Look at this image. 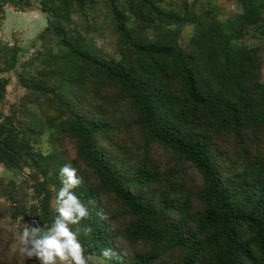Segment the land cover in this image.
<instances>
[{"label":"trees","instance_id":"1","mask_svg":"<svg viewBox=\"0 0 264 264\" xmlns=\"http://www.w3.org/2000/svg\"><path fill=\"white\" fill-rule=\"evenodd\" d=\"M5 4L47 23L0 40V264H40L19 236L53 223L65 164L90 264H264V0Z\"/></svg>","mask_w":264,"mask_h":264},{"label":"clouds","instance_id":"2","mask_svg":"<svg viewBox=\"0 0 264 264\" xmlns=\"http://www.w3.org/2000/svg\"><path fill=\"white\" fill-rule=\"evenodd\" d=\"M59 175L62 187L57 193L58 215L43 232L35 223L24 227L19 236L21 251L26 252L29 258L35 256L40 264H58V261L65 264H90L77 238L78 234L69 226L89 215L88 207L72 191L81 184V179L77 169L67 164L60 168ZM103 255L109 256L110 249H104Z\"/></svg>","mask_w":264,"mask_h":264},{"label":"crops","instance_id":"3","mask_svg":"<svg viewBox=\"0 0 264 264\" xmlns=\"http://www.w3.org/2000/svg\"><path fill=\"white\" fill-rule=\"evenodd\" d=\"M2 9L4 14H0L1 41L17 42L21 47H27L47 23L45 14L34 5L26 11H17L8 4L3 5ZM17 22L24 23V25H21L23 27H20L21 30L16 28ZM5 75L10 78L6 86V99L10 98L8 102H13L12 97L20 89L17 87L15 76L12 73L8 72ZM93 261L94 264H101L98 259L93 258Z\"/></svg>","mask_w":264,"mask_h":264},{"label":"rangeland","instance_id":"4","mask_svg":"<svg viewBox=\"0 0 264 264\" xmlns=\"http://www.w3.org/2000/svg\"><path fill=\"white\" fill-rule=\"evenodd\" d=\"M216 2L218 3L219 6H223L222 8H225V10H229V9L232 10V9H235L236 8L235 7V0H216ZM21 25H24V23L21 24V23L17 22L16 23V28H19L20 29V27H23ZM98 44L101 45V41H99ZM31 50L32 49H30V51ZM105 50L108 51L109 53H112L113 52L112 46H110L108 44H105ZM21 93H22V91L20 90L19 92H17L16 94H14V97H12V98L16 101L18 99V97L21 95ZM9 97H11V96H9ZM9 99L10 98H7L6 101L8 102ZM7 102H6V108H5V110H8V106H7L8 104H7ZM0 175H3L5 177H9V178H14L16 180L19 179L18 174L14 173V172H11V171H8L7 169L2 168V167H0ZM64 263L65 262H59L58 261V264H64Z\"/></svg>","mask_w":264,"mask_h":264},{"label":"water","instance_id":"5","mask_svg":"<svg viewBox=\"0 0 264 264\" xmlns=\"http://www.w3.org/2000/svg\"><path fill=\"white\" fill-rule=\"evenodd\" d=\"M0 9H1V7H0ZM4 13H2V15H3Z\"/></svg>","mask_w":264,"mask_h":264},{"label":"built area","instance_id":"6","mask_svg":"<svg viewBox=\"0 0 264 264\" xmlns=\"http://www.w3.org/2000/svg\"><path fill=\"white\" fill-rule=\"evenodd\" d=\"M65 264V263H64Z\"/></svg>","mask_w":264,"mask_h":264}]
</instances>
